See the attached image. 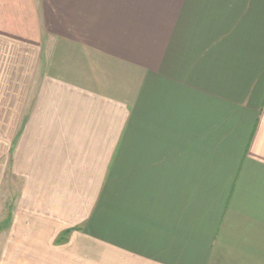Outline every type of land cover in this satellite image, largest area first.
Returning a JSON list of instances; mask_svg holds the SVG:
<instances>
[{
	"label": "crops",
	"instance_id": "1",
	"mask_svg": "<svg viewBox=\"0 0 264 264\" xmlns=\"http://www.w3.org/2000/svg\"><path fill=\"white\" fill-rule=\"evenodd\" d=\"M149 15L0 0V264H264V0Z\"/></svg>",
	"mask_w": 264,
	"mask_h": 264
},
{
	"label": "rangeland",
	"instance_id": "2",
	"mask_svg": "<svg viewBox=\"0 0 264 264\" xmlns=\"http://www.w3.org/2000/svg\"><path fill=\"white\" fill-rule=\"evenodd\" d=\"M165 4V0H142V9H143V28L148 29L150 23L149 13L155 9L162 7ZM2 118H5V112L1 113ZM4 130V129H3ZM4 169H5V141L4 136L0 137V180L3 179L4 186Z\"/></svg>",
	"mask_w": 264,
	"mask_h": 264
}]
</instances>
